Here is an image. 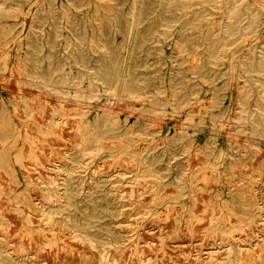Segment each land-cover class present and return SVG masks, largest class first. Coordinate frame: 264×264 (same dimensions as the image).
Here are the masks:
<instances>
[{
  "label": "rangeland",
  "instance_id": "obj_1",
  "mask_svg": "<svg viewBox=\"0 0 264 264\" xmlns=\"http://www.w3.org/2000/svg\"><path fill=\"white\" fill-rule=\"evenodd\" d=\"M127 1L54 0L53 7L58 11L48 15L44 28H33L34 35L32 34L37 40V47L32 50V55L40 60V74L44 76L51 74L50 63L52 69L55 70L52 73L55 81L51 82L31 73V70L35 68L34 65H37L36 59L28 61L17 55H25L27 51L25 43L23 45L20 43L25 41L31 28L30 16L26 12L29 0L14 1L16 5L21 4L25 8L23 13H14L12 17L0 18V130L3 136V138L0 137V145H2L0 146V172L2 171L0 177L4 178H0V183L3 186L7 181V186L5 184L3 187H9L8 190H10L0 195V198L5 196L4 201L1 198V207L4 208L6 204L5 210L0 208L2 214L7 210L6 214H0V258L10 261L11 258L8 256L16 257L23 254L26 258L32 257L26 225L14 206L22 207L31 195V189L38 187V184L32 182L34 179L32 177H35L34 174L38 172L34 166L47 163L46 158L49 154L44 148L54 142L51 141L52 137H57L53 138L55 144H51L55 149L68 148L76 139L75 142L78 141V137L72 138L71 136L78 134L76 124L79 123L80 117H84L85 114L86 117H91L90 110H101L104 106L118 116L119 120L124 121L123 125H114L110 128L106 133L107 137L103 138L105 147L100 153L92 152V157L88 155L81 157L79 153L75 154L73 164L77 165L81 162L82 165L87 166L85 171L77 166L66 170L58 168L57 171L73 174L85 172L87 176H92L95 182L90 178L84 181V188L76 195L77 197L83 194L91 195V197L94 195L112 196L115 190L121 193L127 192L140 168L141 156L137 154V151L126 152L125 147L134 143L153 145L155 142H160L157 144L158 156L178 154V159L172 160L173 166L169 175L163 177L166 183L156 187L134 185L135 188H143L146 191L136 192L135 198L131 196L117 201V204H122V209L126 213L117 218L111 217L110 220L101 219V222L111 221L112 228L118 232L119 236L132 235L133 238L140 236V244L145 246L153 243L150 245L152 253L147 252H150L151 257V261L147 264H168L169 262L170 264L172 262L174 264H199L191 257L197 253L198 245L203 242L207 232L209 235L214 228L223 229L230 226L234 228L232 230L236 236H241L243 233L245 238L251 239L253 235L250 230L264 223V215L260 216V212H264V135H262L264 120L260 118L262 125L250 121L251 115H259L258 107L255 106L256 100L261 98L258 81H256L259 75L255 71L244 69L245 63H242L247 61L243 59L242 54L252 50L255 62L264 65V0H181L172 1L169 5L176 6L163 10L158 7L161 0H149L150 10L157 7L158 11H163L164 20L175 19L174 16L168 14L177 13L176 18L179 23L174 24L172 28L162 26L151 28L152 31L146 26L134 28L135 32L130 37V41L126 40L123 25L114 24L115 21L124 19L123 13L127 10ZM234 4L240 12L237 18L243 21L255 18L257 24L254 28L257 30L241 39L220 44L219 56L217 60L214 59L218 62L216 65V63L209 62L213 59H208L206 54L215 44L212 41L214 34L224 27L220 23L228 20L226 11ZM75 7L82 11L81 17L73 15ZM63 10H67L66 16L70 15L67 19L59 17ZM158 19L155 16L151 18L152 21ZM3 20H9L13 24H7ZM98 33H102L103 37L96 41L95 36ZM80 34L83 35L75 38ZM49 43H52L54 47H50ZM80 51L87 54L86 64L90 67L85 73H82L83 69L79 66ZM120 58L125 59L127 62L125 67H131L134 75L139 78L136 81L144 94L142 97L134 98L121 90L114 101H109L110 94L104 90L101 83L96 89L89 88L92 81L91 74L94 72L91 66H111L114 60H120ZM261 78L264 80V75H261ZM49 83L55 84L57 90ZM243 84L246 85L245 90L242 91L244 99L247 97L245 106L241 105L238 100V87ZM214 87L217 89L213 90ZM215 96L218 101L213 102L212 98ZM18 106L21 107L19 108L21 111ZM244 109H246L245 112ZM45 113L46 117L50 114L49 118L43 116L46 115ZM37 115H40V119ZM57 116L64 118V121H58ZM70 117H74L73 120H70ZM136 118L145 123L141 131H137L138 127L134 125ZM31 125L33 126L30 128ZM56 130L60 133L56 134ZM29 131L35 132L32 133L36 135ZM182 132L184 135L180 134ZM63 138L75 140L68 142ZM58 139L60 142L57 141ZM40 145L43 149L36 151L37 153L30 151L34 146L37 148ZM164 145L167 147L165 153L161 152V146ZM187 147H190L189 152L184 150ZM185 155L187 159L183 158ZM34 156L41 159L35 161L32 159ZM120 159L123 161L118 163ZM57 163L63 162L59 160ZM161 163L162 160L156 161L155 165L159 166ZM106 164L107 167L110 166L106 168ZM96 165H99L98 169L90 175ZM3 172L8 177L7 179L2 174ZM154 189L158 191L156 194ZM9 193H13L12 195L16 197L9 198ZM177 193L184 194L175 201L172 198L173 203L171 204L178 205L185 200L187 203L190 201L188 207H185L179 215V220L178 216L170 218L171 216L167 214L169 202L164 200L165 197L177 195ZM223 199H225L224 202H222ZM101 202L105 203V201ZM84 203L89 204L86 201ZM215 208H219V212ZM227 212H230L231 217ZM187 214L193 222L186 220ZM54 216L59 217L60 215L54 213ZM239 220L241 221L238 222ZM168 222L174 223L171 225L178 232L177 235L172 233L171 238L168 236L165 239V246L169 249L164 255L158 246L161 242L158 229L164 224L166 229H172ZM201 222L204 224L206 222V224L202 225ZM154 223L158 225L155 226ZM197 225L198 229H196ZM129 229L134 230L129 231ZM181 229H185V232ZM217 232L220 233L216 235L220 242V236L223 234V237L225 234ZM140 233H146L143 234L146 237L143 238ZM226 236L228 235L224 237ZM25 239L27 242L24 241ZM243 243L246 244L248 241L244 240ZM169 244L170 246H167ZM217 244L209 242L207 246H204L208 250ZM155 245L158 246L157 249ZM253 247L245 248L248 250H245L246 255L243 257V262L239 264H255L253 263L255 255L259 253L263 254L262 264H264V248L258 245ZM23 248L24 250L20 251ZM152 248L155 250L152 251ZM222 252L221 249L217 257H220V260L226 256L224 253L221 255ZM187 256L192 260L188 261L189 263L183 260ZM203 257L204 261L208 260L207 255L204 254Z\"/></svg>",
  "mask_w": 264,
  "mask_h": 264
},
{
  "label": "bare ground",
  "instance_id": "obj_2",
  "mask_svg": "<svg viewBox=\"0 0 264 264\" xmlns=\"http://www.w3.org/2000/svg\"><path fill=\"white\" fill-rule=\"evenodd\" d=\"M14 1L15 0H0V18H9V17L14 16L16 13H20V12L23 13L24 12L25 8L21 4L16 5L14 3ZM172 1H181V0H161L162 5L160 3V5H158V7H161L160 9L163 10V9H167L169 7L176 6V5L171 6L172 4L169 5V3H171ZM209 1H212V0H209ZM29 2L30 3L26 9V12L30 16V27L31 28L28 31V34H27L25 41L20 43L22 45L25 43L27 51H26L25 55H23V54H17V55L19 58L24 57V59L28 60V61L36 59L37 65H34L35 68L33 70H31V73L36 74V76L38 78H45V79L49 80V82L55 81V77L52 74L55 72V70L52 69L51 63L49 64L50 65V71H51L50 75L44 76V75H42V73L40 74V72H39L40 60L36 56L32 55V52H33L32 50H34L37 47V44H36L37 40H36V38H34L32 36V34L34 35L33 28H44L46 26L48 15L52 12H57L58 9H55V7H53L54 6L53 5L54 0H29ZM127 3H128L127 10L125 13H123L124 19L122 21L117 20V22L115 21V23H114L115 25H118V24L123 25V28H125V31H126L125 36H126L127 41H130V37L135 32L134 28H142V26L143 27L146 26V28H148L150 31H152L151 28H160L161 26L164 28H172L174 24L179 23L178 19L176 18L177 13H169L168 14L169 16H174L175 19L170 18V20H164V15H163L164 13H162L163 11H161V12L158 11L157 7H153L150 10V8L148 6L149 0H128ZM236 7H237V5L234 4L228 11H226V17L228 18V20L220 23V24H223L224 27L214 34V38L212 39V41L215 44H213L210 47L211 49H209L208 53L206 54L208 59H213V61L209 60V62L216 63V65L218 64V62L214 61V59L217 60V57L219 56L218 48H220V44H224V43H227L229 41L241 39L242 37H245L249 33L255 32L257 30L256 28H254V26L257 24V21L255 18L248 20V21H243V20H240L237 18V16L240 15V12H239V10H237ZM66 11L67 10H63L62 13L59 15V17H64L65 19H67L70 15L66 16V14H67ZM74 14L78 15V17H81L82 11L80 9H76V7H75L73 9V15ZM153 16L158 17L159 19L157 21H152L151 18ZM253 16H255V15H253ZM3 21H6V23L10 24V25L13 24L9 20H3ZM48 25H50V24H48ZM82 35L83 34L77 35V36H75V38H79ZM102 37H103V34L98 33L95 36V38H97L96 41L101 40ZM78 43H79V41H78ZM49 44H50V47H54V45L52 43H49ZM217 51H218V53H217ZM79 55H80V61H79L80 65L79 66H80V69H83L82 73H85V71L90 68V67H88L89 65L86 64V62H87L86 61V55L87 54L80 51ZM49 57H50V55H49ZM242 57H243V59H247V61L242 62V63H245L244 69L247 68L246 70L249 69V71H255V73H258V75H259L256 78V81H258L259 93L261 94V98H259L258 101L256 100V103H255V106L258 107L259 115L258 116L251 115L252 117L250 118L251 119L250 121H252L256 124L262 125V123H260L261 122L260 118L262 120H264V80H262L261 75H264V65L261 63L255 62V60L253 59L254 56H253L252 50L246 51L244 54H242ZM126 63L127 62L125 61L124 58H120V60H114L113 65H111V66H109V65H105V67L91 66V68H93L94 72H92V74H91V80L92 81L90 83L89 88L90 89H94V88L96 89L98 87L99 83H101L104 90L110 94L108 96L109 101H114L116 99V95H118L121 90H124L126 92V94L131 96V97H134V98L142 97L144 94L141 91V87L139 86V84L136 81L139 78L134 75L131 67H125ZM36 76H33V77H36ZM49 85H52L55 88V90H57V87L55 84L49 83ZM245 87H246L245 84L238 87V89H239L238 90L239 91L238 92V96H239L238 100L240 101L241 105H244V106L247 104V100H246L247 97L244 99V96L242 93V91L245 90ZM215 89H217V87L213 88V90H215ZM246 91H247V89H246ZM212 100H213V102H215V101H218V98H216V96H215V98H212ZM20 106H18V109L21 108ZM63 109H64V107H63ZM5 110H6V108H5ZM19 110L21 111V109H19ZM37 111H39V110H37ZM245 111H246V109H244V112ZM35 112H33V113L35 114ZM88 112H85V113H88ZM90 113H92L91 117H86V114H85L84 117L81 116L80 119L78 118L79 123L76 124L78 134H76V136L74 135V137L71 136L72 138L78 137L77 142H75L77 139L76 140L74 139L75 140L74 141L72 138L70 140H68L69 138L68 139L63 138V139H67L68 142L69 141L71 142V140H73L74 142H72L68 148H64V149H60V148L58 149L57 148V149H55L52 146L55 144L54 143L55 140H53L54 137L51 136L52 140L51 139L50 140L54 141V142H51V144L52 143H54V144L51 145L49 143V146L44 144V145L48 146L47 147L48 149L47 148H44V149H46V152L48 151L47 153L49 154V156H47V153H45V151H44V154H46L47 158L45 157V155H42V154L41 155L47 159V161H46L47 163L44 164L42 162L43 164L41 166H38L37 164L35 165V163H33L35 165L34 168L37 169L38 172H36L34 174L35 177H32V178H34L32 180V182L34 184H38V187L36 186L33 188V190L31 189L32 193H30V191H29V193L31 195L28 196V199H26L25 204L22 207L14 206V209H18V212L21 215L20 217H22V219L26 225V231L29 234V238L28 237L27 238L30 239V241L28 243H30V250H31L30 253H31L32 257L26 258L25 255H23V254L20 256H16V257L8 256L9 258H11V260L7 261L4 258H0V264H147L148 262L151 261V257L149 256L150 252H151L150 251L151 250L150 245L153 243H148V246H145L143 244L142 245L140 244L141 243L140 236L139 237L135 236L134 238L132 235L119 236V235H117L118 232L114 228H112L111 221L101 222V219L105 218L106 220H110L111 217L117 218V216H122L123 214L126 213V211L122 209V207H123L122 204H117V201L124 200L127 197L130 198L131 196L134 197L136 195V192L143 193L144 191H146V190H143V188H141V189L139 187L135 188L134 185H137V186H144V185L148 186V185H150L151 187H153V186L156 187L159 184L166 183V181L163 180V177L169 175V173L172 169V166H173L172 160L178 159L177 158L178 154L177 153L176 154H164V156H162V155L158 156L159 150H158L157 144H159L160 142H158V143L155 142L153 145H150V144L147 145V143L131 144V145L125 147L126 152L137 151V154L141 156L140 157L141 163L139 164L140 168L137 171L136 175L134 176V180L131 183L132 186L129 187L127 192L121 193V191L115 190L116 192H114V195H112V196L94 195L91 197V195L83 194V195L77 197L76 195L81 191V189L84 188L83 187L84 181H86L87 179L90 178L91 180H93V182H95L94 179L92 178V176H90V177L87 176L88 174H84L85 172L84 173L79 172L78 174H73L71 172L57 171V169L58 168H64L66 170V169H70L72 167L77 166V167H81L85 171L87 166L82 165L81 162L77 165L73 164V162L75 161V154L79 153V156H81V157H84L85 155L92 157V155H91L92 152L97 153V154L100 153L103 150V148L105 147V144L103 145V138L107 137L108 134H106V133L110 130V128L112 126L121 125V124L123 125V123H124V121L119 120L118 116L114 115L112 113V111L106 106H104L101 110H94V111L90 110ZM34 116L35 115H33V117ZM39 116H38V119H40ZM43 116L46 117L47 114L43 115ZM43 116H42L43 121H45ZM49 116H50V114L46 118H49ZM20 117H21V115H20ZM72 118H74V117H72ZM72 118L70 117V120H73ZM36 119H37V117H36ZM29 120H32V119H29ZM57 120L62 122V121H64V118L58 117ZM67 120L69 121V119H67ZM75 121H77V120H75ZM244 121H245V119H244ZM2 123L4 125V122H2ZM55 123H57V122H55ZM69 123H70V121H69ZM72 125L74 126L75 124L73 123ZM134 125L138 127V129H136L137 131H141L145 127L144 121H142L139 118H136ZM32 126L33 125H31L30 128ZM36 126H38V125H36ZM65 126L69 127L66 124H65ZM63 127L64 126H62V128ZM72 127H71V129H72V131H74ZM7 128H8V126H7ZM58 128H60V127H58ZM65 129H67V128L65 127ZM26 130L28 131L27 128H26ZM23 131H24V129H23ZM53 131H55V130H53ZM65 131H67V130H65ZM29 132H31V131H29ZM69 132L71 133V130ZM262 132H263L262 135H264V128H263ZM33 133H35V132H33ZM55 133L58 134L60 132L57 133V130H56ZM180 134L184 135L183 132ZM33 135H36V134H33ZM37 136H39V135L37 134ZM69 136H70V134H69ZM135 136H136V134H135ZM0 137L3 138V136L1 135V130H0ZM172 137H173V135H172ZM47 138H49V136ZM56 138H54V139H56ZM60 139H58L57 141H59ZM34 140H35V138H34ZM39 140L41 141L42 139H40V137H39ZM112 142H113V140H112ZM114 142H116V141H114ZM118 144H119V142L117 141V145ZM26 145H28V144H26ZM44 145H43V147H45ZM0 146L2 147V145H0ZM41 148H42L41 145L37 146V148L34 146L30 151L36 152V151H39ZM166 148L167 147L165 145L161 146V149H162L161 152H164V151L166 152ZM189 148L190 147L184 148V150L186 152H189ZM208 153H210V151ZM39 154H40V152H39ZM133 155L137 156L135 154H133ZM79 156H77V158ZM39 157H40V155H39ZM39 157L34 156V157H32V159L35 161H39L41 159ZM44 157H43V159H45ZM186 157H187V155L183 156L184 159H187ZM196 158H199V157H196ZM256 158H260V157H256ZM126 159H127V157H126ZM59 160H62L63 163H61V164L57 163V161H59ZM161 160H162V163L159 166L155 165L156 161H161ZM121 161H123V160L120 159L118 163H120ZM98 166L99 165L94 166L90 175H92V173H94L98 169ZM105 166H106V168H108L110 165H108V167H107V164H106ZM104 169H105V167H104ZM22 172H26V171H22ZM2 174H4V172ZM31 174L33 176V173H31ZM26 175H27V173H26ZM29 175H30V173H29ZM4 177H6V175ZM7 178L8 177H6V179ZM0 181H1V179H0ZM6 182L4 183V185L6 184ZM79 183H80V185H79ZM3 186L0 183V195L2 193L10 192V190H8L9 187H6L7 188L6 189ZM5 186H7V184ZM10 186L14 187L12 185H10ZM211 187H212V185H211ZM168 189L169 188H167V190ZM170 189H171V187H170ZM164 191H166V190H164ZM173 191H174V189H173ZM157 192H158L157 190L154 191L155 194ZM169 192H171V191L169 190ZM12 194L13 193H9V198L16 197L15 195H12ZM183 194L184 193H180V194L177 193V195H169V196L165 197L164 200L166 202H169L167 204V209H169V210H168V212L167 211L166 212L169 216H171L170 218H173V216H178L177 218L179 220V215L182 213V211L184 210L185 207H188L190 201H189V203H187V200H185V202H182V204H178V205L177 204H171V203H173L171 201L172 198L175 201L176 198L179 199V197H181ZM38 196H40V197H38ZM142 197H144V196L142 195ZM146 197L148 199V196H146ZM1 198H2V196H1ZM1 198H0V201H1ZM3 198H5V196ZM3 198H2V200H3ZM20 198H21V196H20ZM131 199H133V198H131ZM144 199L146 200V198H144ZM85 201L88 202L89 204L86 205L87 203L85 204L84 203ZM101 201H105V203H102ZM148 201H150V200L148 199ZM176 201H179V200H176ZM224 201H225V199L222 200V202H224ZM2 205H3V202H2ZM5 205H4V208H5ZM204 206H206V205H204ZM2 207L0 204V208H2ZM4 208H2V210H5ZM216 208H217V206H216ZM10 209H11V207H10ZM217 210L219 212V208L216 209V211ZM6 211H4L5 214H6ZM4 213L2 214V211L0 210V214L4 215ZM54 213L59 214L60 216L55 217ZM194 213H196V212H194ZM227 213H228V216H230V212H227ZM209 214H210V212H209ZM209 214L207 213V215H209ZM164 215L165 214H163V216ZM261 215H264V212H260V216ZM17 216H19V215L17 214ZM161 216H159V217H161ZM184 216H186V215H184ZM187 216L188 217L186 220L193 222L192 220L189 219L188 214H187ZM203 216H205V215H203ZM153 219H155V218H153ZM205 220H208V219H205ZM168 221H170V220H168ZM187 221H184V222H187ZM240 221L241 220H239L238 222H240ZM263 222H264V220H263ZM165 223H166V221H165ZM168 223L170 224L169 227H171L174 224L172 222H171L172 225L170 222H168ZM201 223H203V222H201ZM207 223H209V222H207ZM205 224H206V222H205ZM205 224L203 223L202 225H205ZM156 225H158V224H155V226ZM164 225L162 226V228L159 227L160 228V229H158L159 233L157 231L159 236L158 235L157 236L159 237V240L161 241V242L159 241L160 244H158V246L160 247V251H163V254L166 255L165 253L169 248H166V246H165V239L168 236L171 238L173 236L172 233H175L177 235L178 231L175 227L173 228V226L171 227L172 229H170L168 227V225H167V227L169 229H166V225H165V227H164ZM160 226H161V224H160ZM251 226H253V225H251ZM194 228H195V225H194ZM198 228L199 227L197 225L196 229H198ZM232 229H234V228H230V226H226L223 229L214 228L213 232L210 233L209 235H207L208 234V232H207V234L204 235V240L202 239L203 242L198 245L199 248L197 249L198 250L197 253L193 254V256L191 254V256H192L191 258H193L192 260L194 262L195 261L199 262V264H239V263L243 262V257H244V255H246L245 250L246 251L248 250V248L245 249L246 247L251 248L254 245H258V246H261L262 248H264V223H261V225H256L255 228L250 230L252 235H253V237L251 235V237H252L251 239L245 238L243 233H241L243 235V237H242V235L236 236V234L233 233ZM133 230L134 229H129V231H133ZM181 230H184V232H185V229H181ZM217 231L222 232L228 236L224 237L225 236L224 235L222 237V235H223L222 234L220 236L221 240H220V242H218L219 237L217 238V236H216L218 233ZM10 232H11V230H10ZM21 233H20V235H21ZM157 233H155V234H157ZM143 234H146V233H143ZM143 234L140 233V235H142L143 238H145L146 236ZM170 234H172V235H170ZM218 234L220 235V233H218ZM157 236H156V239L158 238ZM7 237H9V235ZM18 237H16V238L19 239ZM129 237H131L130 238L131 240L129 239ZM145 240L147 241V239H145ZM244 240H247L248 243L244 244L243 243ZM24 241L27 242L26 239ZM157 242H158V240H157ZM157 242H156V245H157ZM209 242L218 243V244L213 246L212 248L210 247V249L206 250L207 249L206 246H207V244H209ZM168 243H169V240H168ZM204 245H206V246H204ZM158 246H156V249L158 248ZM167 246H170V244ZM151 247H153V246H151ZM171 248H173V247L171 246ZM221 249L223 250L221 255H223V253L226 254V256L224 257L223 260H220L219 259L220 257L217 258L220 255L219 253H221ZM22 250H24V248L21 249L20 251H22ZM153 250H155V248H152V251ZM202 250H206V251L201 252ZM12 251H13V249H12ZM148 251H150V252L147 253ZM169 251H171V250H169ZM256 252H259V251L256 250ZM175 253L176 252L174 251V254ZM172 254H173V252H172ZM204 254L207 255V258H208V260H206V261H204V257L206 258V256L203 257ZM170 255H171V252H170ZM178 255H179V253H178ZM262 255H263L262 253L255 255L254 262H253V260H252V262L255 264L256 263L262 264L263 263ZM157 256L160 257V255H157ZM165 257H163V258L166 259L167 257L166 258ZM163 258H162V260H163ZM191 258L190 257L188 258V256H187L183 260L186 262L192 261ZM199 259H201L202 261H198ZM181 262H182V260H181ZM170 263L171 262H169L168 264H170ZM172 264H174V263L172 262Z\"/></svg>",
  "mask_w": 264,
  "mask_h": 264
}]
</instances>
